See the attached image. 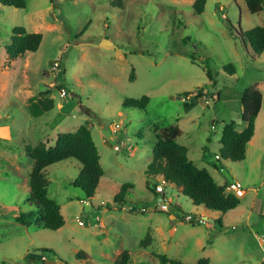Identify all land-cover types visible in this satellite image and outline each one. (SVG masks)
I'll list each match as a JSON object with an SVG mask.
<instances>
[{
  "label": "rangeland",
  "instance_id": "1",
  "mask_svg": "<svg viewBox=\"0 0 264 264\" xmlns=\"http://www.w3.org/2000/svg\"><path fill=\"white\" fill-rule=\"evenodd\" d=\"M113 1L26 0L22 9L0 4V264H115L123 250L130 251V264H161L158 254L190 264L201 258L264 264V103L246 159L217 157L213 165L224 122L245 128L243 91L257 84L264 94V51L256 53L238 36L240 28L264 26V9L251 13L244 0H207L198 14L195 0H124L123 7ZM16 26L42 33L43 40L37 51L11 59L6 46ZM229 63L236 73L224 70ZM58 65L65 69L67 95L54 87ZM144 95L150 97L145 109L123 105ZM175 123L182 131L178 142L199 167L219 184L241 183L236 208L207 209L161 174L147 173L154 129ZM82 124L91 126L104 168L96 195L88 199L72 184L78 161L54 163L45 173L65 225H22L16 220L21 212L38 211L30 199L34 161L26 146L53 144L58 133ZM202 150L210 151L204 164ZM164 181V193L156 196L152 184ZM124 183L132 187L121 207L114 197ZM161 197L169 211L158 207ZM106 203L113 207L101 206ZM148 234L152 241L142 246ZM81 251L88 256L78 258Z\"/></svg>",
  "mask_w": 264,
  "mask_h": 264
},
{
  "label": "trees",
  "instance_id": "2",
  "mask_svg": "<svg viewBox=\"0 0 264 264\" xmlns=\"http://www.w3.org/2000/svg\"><path fill=\"white\" fill-rule=\"evenodd\" d=\"M251 13H257L264 9V0H244ZM54 2V0H51ZM207 0H195L193 8L196 13L201 14L205 10ZM0 4L25 8L26 0H0ZM114 5L123 7L124 0H114ZM11 42L6 46L8 56L11 59L24 56L28 51H37L42 43L43 34L30 32L24 26H16L12 31ZM242 40L246 37L253 50L261 54L264 51V26L257 25L250 30L238 31ZM195 58V57H193ZM224 70L230 74L236 73L233 63L224 65ZM57 75L54 87L58 90L64 89L68 94L67 87L63 80L65 69L58 65L55 69ZM207 74L213 82L215 77L213 70L207 65ZM135 70L130 74V80H134ZM44 93H51L48 88ZM219 97V96H218ZM150 102V97L142 96L140 99L126 98L123 101L125 107H139L145 109ZM192 103L185 101L186 106ZM263 104V93L258 89L257 84L246 88L241 97V120L246 124L242 131L236 128V121L224 122L220 138L221 147L218 152V159H229L231 161H242L247 156V146L255 134L256 120ZM155 143L153 148V159L148 166L147 173L151 175L161 174L166 181L175 183L182 189L185 195L190 197L194 203L203 204L207 209L226 213L236 208L240 197L234 192H227L229 182L220 185L205 167H199L189 156V148L178 142L182 131L177 125L171 124L163 128L154 129ZM205 149V148H204ZM207 150V149H205ZM204 150V151H205ZM26 153L34 161L30 173L29 188L30 199L38 208V211L21 212L16 220L25 226L34 222H43V227L50 230H58L65 225V218L61 207L56 200L49 195L50 180L47 178L46 167L67 159H75L81 164L79 175L72 181L75 187L82 189L88 199L94 198L101 177L104 175V168L100 162V154L94 141L91 126L82 124L74 132H60L53 144L49 141H41L36 145H27ZM157 184H153L156 196L159 193ZM131 183H124L120 191L115 195L114 202L121 207L126 205L128 190ZM163 196V195H162ZM110 209V204L101 205ZM99 206L98 208L102 209ZM132 209H135L131 206ZM219 221L220 220H216ZM200 223V222H199ZM221 224V222H220ZM152 241L148 234L142 241V246H147ZM88 256L85 251L78 252L77 257ZM161 264H190L173 260L165 254H158ZM131 254L129 250H123L115 259V264H130ZM195 264H210L209 258H201Z\"/></svg>",
  "mask_w": 264,
  "mask_h": 264
},
{
  "label": "built area",
  "instance_id": "3",
  "mask_svg": "<svg viewBox=\"0 0 264 264\" xmlns=\"http://www.w3.org/2000/svg\"><path fill=\"white\" fill-rule=\"evenodd\" d=\"M223 16H224V18L227 17L226 15H223ZM61 91L64 92V94H66V91L64 89H62ZM118 126H119V124L116 127L118 128ZM116 149L119 150V147H116ZM164 183H165V181L162 182V183H157L156 189H157V191L159 193H162V194L164 193V191H165ZM226 191L227 192H234V193H236L238 195V193H242L244 191V189H242V185H241L240 182H238L236 180H233L231 182L229 181V183L227 184ZM161 198H163V197H161ZM161 198H160V202L157 204L158 207L160 209H162L163 211H169V209H170V206L169 205L170 204L166 203V201L164 199L161 200ZM86 203L87 204H90L88 201H86ZM186 219H188V220H195V221L200 222V223L206 222V220H207V219H204L201 216L200 217H196V216L193 217L191 215H187L186 216ZM80 223L83 224L82 221H80Z\"/></svg>",
  "mask_w": 264,
  "mask_h": 264
},
{
  "label": "crops",
  "instance_id": "4",
  "mask_svg": "<svg viewBox=\"0 0 264 264\" xmlns=\"http://www.w3.org/2000/svg\"><path fill=\"white\" fill-rule=\"evenodd\" d=\"M219 96V95H218ZM263 103H264V94H263ZM263 111V104H262V109H261V111H260V114L258 115V117H257V120H256V129H255V134H254V136H253V138L251 139V141L248 143V146L250 145V144H252L253 143V140L255 141V139H256V136H257V129H258V122L260 121V119H261V117H262V112ZM246 126V125H245ZM236 128H237V122H236ZM244 129V128H243ZM243 129H240L239 131H242ZM248 146H247V150H248ZM220 147H221V144H220ZM209 152L210 151H204V150H202V152H201V155H200V157L198 158V161L201 163V164H204V163H206V159H207V156H208V154H209ZM217 157H219L218 156V154H216L215 153V160H216V158ZM193 160V159H192ZM194 161V160H193ZM218 163V160H216V161H214L213 162V165H215L216 166V164ZM210 172V171H209ZM213 176V175H212ZM214 177V176H213ZM227 182H229V181H227ZM218 183V182H217ZM219 184V183H218ZM220 185H222V184H220ZM181 189V188H180ZM204 219H207V217H203ZM214 219H211V221L212 222H215V220L213 221Z\"/></svg>",
  "mask_w": 264,
  "mask_h": 264
},
{
  "label": "water",
  "instance_id": "5",
  "mask_svg": "<svg viewBox=\"0 0 264 264\" xmlns=\"http://www.w3.org/2000/svg\"><path fill=\"white\" fill-rule=\"evenodd\" d=\"M152 188L154 187L153 184L151 186ZM164 198H161V200H163ZM214 221V220H213ZM51 263H54V261H50Z\"/></svg>",
  "mask_w": 264,
  "mask_h": 264
}]
</instances>
